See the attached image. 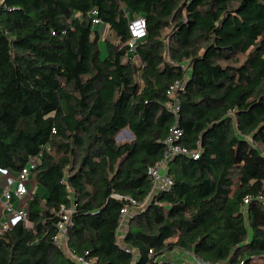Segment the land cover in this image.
<instances>
[{
	"label": "trees",
	"instance_id": "obj_1",
	"mask_svg": "<svg viewBox=\"0 0 264 264\" xmlns=\"http://www.w3.org/2000/svg\"><path fill=\"white\" fill-rule=\"evenodd\" d=\"M138 16L147 35L131 47ZM174 125L199 157L174 155L171 188L154 193L148 169ZM124 129L133 139L118 142ZM35 156L46 194L0 232V264H81L85 251L98 264H264V0H0V169ZM176 250L191 261L166 257Z\"/></svg>",
	"mask_w": 264,
	"mask_h": 264
},
{
	"label": "built area",
	"instance_id": "obj_2",
	"mask_svg": "<svg viewBox=\"0 0 264 264\" xmlns=\"http://www.w3.org/2000/svg\"><path fill=\"white\" fill-rule=\"evenodd\" d=\"M99 20L94 19V22L97 23ZM129 29L131 32V41L130 46L134 47L138 40H141L146 37L147 35V28H146V19L144 16H138L131 20L129 24ZM184 82L176 81L168 90V93L171 97V101L168 103L169 109L175 114L176 118L178 116V112L180 111V102H179V91L184 89ZM182 134V130L174 125L171 128V133L166 138L165 143L167 145L166 152L164 158L156 163L154 166L149 167L148 174L152 180V191L154 193L167 191L172 186V178L167 173L166 168L170 161V159L176 154H191L194 157H199V150H195L192 152H188V150L181 146L177 141L179 140ZM40 161L39 156H35L29 159L27 164L17 173L16 176L7 178L6 186L4 187L2 196L4 206L8 210L10 217L8 220L0 219V232L7 227L15 224L19 220H26L28 218V207H15L11 202L13 198H23L26 195L30 194L28 188V182L30 181L32 172L36 168ZM0 172L8 174L6 169H0ZM134 204V200L130 199ZM249 201V198L246 199V202ZM130 207H124L122 212L123 222L129 218L131 214ZM74 212V208L72 207H65L62 205L59 216L61 217L60 221L58 222L59 231L58 234L55 236V241L57 243H61L64 246L66 240V234L68 230V224L71 223V215ZM65 239V240H64ZM191 259L194 260L195 264H231L229 262H219L213 263L209 261H205L195 257L194 255L188 254ZM73 258L80 262L81 264H98V259L95 257L89 256V251H85L84 254L75 255L72 253Z\"/></svg>",
	"mask_w": 264,
	"mask_h": 264
},
{
	"label": "crops",
	"instance_id": "obj_3",
	"mask_svg": "<svg viewBox=\"0 0 264 264\" xmlns=\"http://www.w3.org/2000/svg\"><path fill=\"white\" fill-rule=\"evenodd\" d=\"M107 29H108V27L104 26L102 31L103 32L105 30L107 31ZM124 131H126V130H124ZM126 132H128V131H126ZM17 173L18 172H12V171L8 172V174L0 172V219L2 218V219H5V220H8L9 217H10V214H9L8 210L4 206L2 193H3L4 187L6 186L7 178L16 176ZM28 188H29V191H30L29 195H26L25 197H23L21 199H19V198H13L12 199L11 202L13 203V205L15 207H20V208L23 207V206H27L28 207L29 200H30V198H31V196L33 194H39V195H45L46 194L45 189L42 186H40L39 184L35 183L33 178H32V176L30 178ZM127 219H129V218L127 217ZM124 222H123V225L121 226V229H120L119 237H121V238H123L124 232L126 231V229L128 227V221L126 220V228H125V230H122L124 228ZM64 242L66 244V240ZM166 257L169 258V259H173V258L178 259L179 258V259H183V260H186V261H189V260L191 261V259H189L188 256H186L184 253H180L179 250L171 252V254H169V253L166 254Z\"/></svg>",
	"mask_w": 264,
	"mask_h": 264
},
{
	"label": "rangeland",
	"instance_id": "obj_4",
	"mask_svg": "<svg viewBox=\"0 0 264 264\" xmlns=\"http://www.w3.org/2000/svg\"><path fill=\"white\" fill-rule=\"evenodd\" d=\"M106 33H107V31L105 30L103 32L102 36L104 37L106 35ZM99 47H100L101 57H105L106 56V49H105L104 40L99 41ZM116 139L118 142H127V141L129 142L133 139V137H132L131 133L122 130L120 133H118V135L116 136ZM28 185H29V182H28ZM125 228H126V221L124 222V228L122 230H125ZM119 239L121 240L122 238L119 237Z\"/></svg>",
	"mask_w": 264,
	"mask_h": 264
},
{
	"label": "water",
	"instance_id": "obj_5",
	"mask_svg": "<svg viewBox=\"0 0 264 264\" xmlns=\"http://www.w3.org/2000/svg\"><path fill=\"white\" fill-rule=\"evenodd\" d=\"M124 130L128 131L129 133H131V135L133 137V134H132V132L129 129H124Z\"/></svg>",
	"mask_w": 264,
	"mask_h": 264
}]
</instances>
